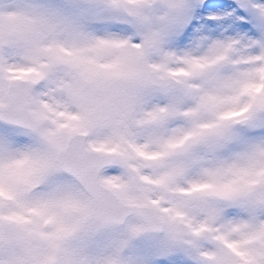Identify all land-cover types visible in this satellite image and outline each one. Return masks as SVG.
<instances>
[{
    "label": "snow or ice",
    "instance_id": "obj_1",
    "mask_svg": "<svg viewBox=\"0 0 264 264\" xmlns=\"http://www.w3.org/2000/svg\"><path fill=\"white\" fill-rule=\"evenodd\" d=\"M0 188V264H264V0H0Z\"/></svg>",
    "mask_w": 264,
    "mask_h": 264
},
{
    "label": "rangeland",
    "instance_id": "obj_2",
    "mask_svg": "<svg viewBox=\"0 0 264 264\" xmlns=\"http://www.w3.org/2000/svg\"><path fill=\"white\" fill-rule=\"evenodd\" d=\"M0 195L1 196L6 195V192H5V190L3 188H0ZM75 247H76V240H75L74 237L73 238H70L69 240H67V241L64 242L63 248L61 250V256L65 260V264H68V261L71 260V256L70 255L64 256V253L65 252L74 251L75 250ZM41 250L43 252H45V253L49 251V244H48L47 241H42L41 242Z\"/></svg>",
    "mask_w": 264,
    "mask_h": 264
}]
</instances>
